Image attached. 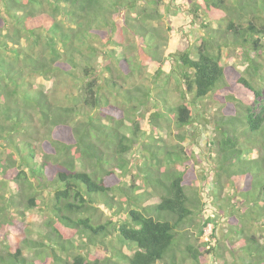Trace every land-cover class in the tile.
Returning a JSON list of instances; mask_svg holds the SVG:
<instances>
[{"label":"trees","instance_id":"trees-1","mask_svg":"<svg viewBox=\"0 0 264 264\" xmlns=\"http://www.w3.org/2000/svg\"><path fill=\"white\" fill-rule=\"evenodd\" d=\"M159 1L0 0V264H202L208 257L227 264L215 248L222 241L204 251L186 242L182 226L192 222L195 201L178 152L161 147V156L152 155L156 169L138 165L148 190L136 193L135 183H124L137 167L125 154L142 130L136 120L130 131L123 128L132 118L113 95L129 101L124 82L132 61L120 59L116 73L109 46L121 44L125 32L146 41L147 22L161 17ZM189 11L207 19L198 25L202 34L169 57L192 100L167 111L185 126L194 120V104L219 99L208 142L217 158L212 173L220 188L221 178L231 179L243 205L223 240L232 247L230 264H264V0H197ZM229 46L244 53L245 69L221 64V49ZM152 48L156 53V43ZM102 55L108 63L97 68ZM35 75L51 81L49 92L33 87ZM147 117L171 118L159 107ZM251 148L257 153L244 159ZM99 204L114 221H93ZM33 210L45 217L35 236L24 221ZM74 236L86 238L78 248ZM97 244L110 254L80 251Z\"/></svg>","mask_w":264,"mask_h":264},{"label":"rangeland","instance_id":"rangeland-1","mask_svg":"<svg viewBox=\"0 0 264 264\" xmlns=\"http://www.w3.org/2000/svg\"><path fill=\"white\" fill-rule=\"evenodd\" d=\"M195 1L197 0H160L157 9L161 17L159 20L147 22V26L152 33L145 37L146 41L143 42L139 36L125 32L123 33L124 38L121 44L118 45L114 42L113 45L109 46L110 65L115 69L116 73L120 71L118 67L120 59L126 57L132 61V65H130L133 69L132 76L124 82L125 86L131 89L129 101L121 104L124 103L123 96L113 95L115 101L127 109L129 117L132 118L123 120V128L130 131L134 120H136L142 130L139 137L140 142L125 154V157L137 167L133 166L129 170L130 172L125 177L126 181L124 183L126 185L135 183L136 186L133 190L136 193L146 190L142 172L141 170L139 171L138 165L143 167L146 165L145 162H149V165L156 169L152 155L156 151L161 156L158 153L161 152V147H163V150L167 148L173 152H178L179 156L183 158V163H181L179 169L184 173V186L188 194H190L192 202L193 200L195 201L192 204V209L195 213L192 222L182 226L183 232L185 231V235L188 237L186 242L192 243L200 251H204L217 244L218 241H222L221 247L215 248L223 252L221 255H223L227 264H230V250H232V247H229L224 242L223 235L230 227L229 220H236V223L239 222L238 216L242 213L243 205L240 204L241 201H239L237 194L233 193V187L230 185L231 179L221 178L223 186L220 188L215 184V174L212 173L214 172L213 166H215V160L213 161L215 153L209 147L208 142L214 134L211 117L215 116L219 106H221L219 99L211 95L209 98L202 99L198 106H196L197 103L194 104V120L191 124L185 126L176 124L174 118L176 112L167 111L168 108L175 110L177 105L183 102L190 103L192 100V95L184 91V88L178 83L176 73L172 70V67L176 68V65L170 63L172 60L169 55L175 52L177 47L182 45L187 39L194 41L202 34L198 25L201 21H207V19L203 14L193 17L189 13L192 2ZM139 5L141 6V3ZM191 20H194V22ZM210 25L217 27V23L214 21H211ZM154 43H156L157 47L156 53L152 50ZM141 49L143 51L142 54ZM107 60L109 59L107 57L104 58L103 55L98 56L95 59L97 68H100L103 62ZM220 62L224 65L234 64L239 70L245 69L246 66L244 53L239 48L230 46L221 49ZM30 80L33 87L42 88L47 92L51 90L50 86L52 84L50 80L37 75L32 76ZM122 91L121 93H124ZM156 107L164 110L166 115L171 118L169 120L160 119L156 122H151L147 116ZM96 116L100 118V121L107 123V119L99 115ZM143 144L155 146H152L151 151H149L142 146ZM1 146L0 144V149ZM256 153L257 149L251 148L243 153V158H249ZM158 171L161 173L164 170L159 168ZM151 173L154 174V172ZM156 175L154 174V176ZM150 190L153 191L152 189ZM152 198H154V195H151L150 199ZM107 219L115 220L112 212L102 204H99L94 213L93 221L98 223ZM44 220L45 217L41 211L33 210L26 214L24 221L33 233L32 235L35 236V230L42 225L41 223ZM203 221L207 222L200 233V225ZM212 233L215 234V239L210 236ZM83 240L79 236H74L75 247H80L81 243H84ZM109 242L121 248L123 253L131 254L133 250L122 246L115 240ZM107 248L103 244H97L89 245L80 251L84 250L83 252L96 253L106 257L110 254ZM23 251L27 256L33 254V251ZM216 260L218 258L208 257L202 264H216Z\"/></svg>","mask_w":264,"mask_h":264}]
</instances>
